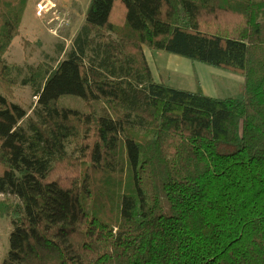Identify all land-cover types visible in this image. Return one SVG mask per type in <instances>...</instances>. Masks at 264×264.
Returning a JSON list of instances; mask_svg holds the SVG:
<instances>
[{"label":"trees","instance_id":"trees-1","mask_svg":"<svg viewBox=\"0 0 264 264\" xmlns=\"http://www.w3.org/2000/svg\"><path fill=\"white\" fill-rule=\"evenodd\" d=\"M26 3L0 0L3 264H264V0H90L65 58L26 66L35 118L3 57ZM144 48L242 75V99L156 82Z\"/></svg>","mask_w":264,"mask_h":264},{"label":"rangeland","instance_id":"rangeland-1","mask_svg":"<svg viewBox=\"0 0 264 264\" xmlns=\"http://www.w3.org/2000/svg\"><path fill=\"white\" fill-rule=\"evenodd\" d=\"M90 0H29L18 28V34L11 40L3 57L9 65H19L23 71L14 88L13 102L24 108L27 117H33L32 108L36 103L34 91L29 85H21L20 81L26 75L27 65L47 64L55 67L65 58L74 37L80 31L84 22V13ZM59 13V14H58ZM66 25L57 32L56 19L64 20ZM144 54L156 82L185 91H195L197 84L203 93L218 99L232 98L241 100L239 86L243 76L235 72L209 66L176 54L144 48ZM59 107H71L79 112H85L82 98L73 95L61 96ZM21 125L27 126L25 117ZM71 151L69 146L67 152ZM141 184L146 189L149 180L146 170L142 171ZM5 196L0 194V200ZM11 200L15 198L9 196ZM9 220L0 218V264L8 250Z\"/></svg>","mask_w":264,"mask_h":264},{"label":"built area","instance_id":"built-area-1","mask_svg":"<svg viewBox=\"0 0 264 264\" xmlns=\"http://www.w3.org/2000/svg\"><path fill=\"white\" fill-rule=\"evenodd\" d=\"M63 19L64 20L56 19V23H57L56 31L57 32L63 27V25H66L67 22H68V20H69V18L68 17H65V16H64Z\"/></svg>","mask_w":264,"mask_h":264},{"label":"crops","instance_id":"crops-1","mask_svg":"<svg viewBox=\"0 0 264 264\" xmlns=\"http://www.w3.org/2000/svg\"><path fill=\"white\" fill-rule=\"evenodd\" d=\"M27 1H29V0H27ZM37 1H40V0H37ZM210 97V96H209Z\"/></svg>","mask_w":264,"mask_h":264}]
</instances>
